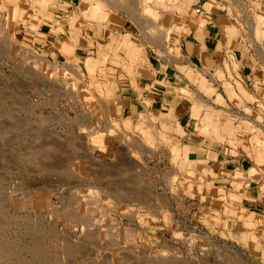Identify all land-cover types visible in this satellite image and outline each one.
Wrapping results in <instances>:
<instances>
[{
	"label": "rangeland",
	"instance_id": "374dc122",
	"mask_svg": "<svg viewBox=\"0 0 264 264\" xmlns=\"http://www.w3.org/2000/svg\"><path fill=\"white\" fill-rule=\"evenodd\" d=\"M129 1L133 10L139 6L133 12L136 18L140 13V19L129 16L123 5H104L106 22L92 23L82 12L88 0H56L49 5V20L40 23L35 35L37 22L25 18L31 2L20 0L13 26H5L0 11V264H264V207L254 199L242 200L229 182L227 190L219 180L211 183L186 171L171 136L164 139L160 134L164 130L159 118L168 108L151 111L137 92L143 86L128 66L126 48L131 41L123 40L117 50L114 21L122 19L119 12L127 17L125 26L128 22L140 32L141 40H131L141 49V44L157 46L160 53L164 45L147 41L141 1ZM166 1L171 14L179 12L166 24L174 30L164 42L171 53L177 41L173 37L182 30L176 22L185 10L176 0ZM227 1L233 16L241 7ZM245 2L252 3L254 11L264 10L262 0ZM25 20L26 26H20ZM58 26L60 31L51 30ZM11 31L20 33V40L5 42L2 36ZM252 35L261 38L260 32ZM52 65L64 71L55 76ZM116 66L131 73L133 87L123 86ZM87 78L94 85L85 83ZM123 92H137L139 113L122 112ZM194 105L199 106V116L203 106ZM145 118L146 123L154 120L149 122L156 133L152 141H146L139 129L127 128L126 121ZM262 160H255V172L248 170L249 180L264 171ZM250 163L247 158L241 169ZM223 194L230 195L231 206Z\"/></svg>",
	"mask_w": 264,
	"mask_h": 264
},
{
	"label": "crops",
	"instance_id": "0c3cea01",
	"mask_svg": "<svg viewBox=\"0 0 264 264\" xmlns=\"http://www.w3.org/2000/svg\"><path fill=\"white\" fill-rule=\"evenodd\" d=\"M156 1L168 6L166 0ZM262 2L264 3V0ZM176 6L185 12L180 15V21L176 22L181 24L182 30L178 36L173 37L177 41L172 42L171 53L167 51V48H170L168 46L162 47L159 53L156 46L143 47L141 44L143 48L141 57L138 64L132 67L137 80L149 85L150 90L146 92L144 100L150 101V110L158 113L162 112L163 105L168 108V114L161 116L158 124L164 131L166 127L170 129L166 133L171 136V144L178 151V162L186 171H192L211 183L219 180L220 186L227 190L229 188L225 184L229 182L230 188L233 189L234 186L242 200L251 198L260 203L259 206L264 207V171L256 174L253 180L247 177L250 167L259 168L254 158L259 161V156L255 154L264 148L262 21H254L256 23L254 25L262 34L258 39L260 42L253 38L243 10L238 9L234 11L233 17L230 16L233 9L229 7L227 0H176ZM251 11L254 16L260 15L256 17L263 19L264 10ZM119 14L122 19L116 18L114 21L115 32L119 34L117 50L123 40H141L139 31H134L128 22L125 26L123 20L127 19L125 14L123 12ZM178 14L179 12L173 11L170 15L171 18L173 16L177 18ZM175 26L177 27L175 31H179L178 26ZM125 33H130L129 39ZM115 69L122 72L120 81H123V86L133 87V76L127 71L125 73L120 66H116ZM175 90L177 95L173 93ZM124 92L121 94L122 112L137 113V103L140 102L137 92L129 93L127 96L123 95ZM197 102L203 107L197 118L198 127L193 130L194 117L189 115V111ZM200 120L207 121V130L203 129V122ZM177 138L178 141L175 140ZM246 147H251V150L247 151ZM247 158L251 163L242 170L241 167L244 166L242 163ZM231 164L234 167H231ZM252 181L256 182L255 185L247 187L246 183ZM223 196L225 203L231 206L228 194Z\"/></svg>",
	"mask_w": 264,
	"mask_h": 264
},
{
	"label": "bare ground",
	"instance_id": "6f19581e",
	"mask_svg": "<svg viewBox=\"0 0 264 264\" xmlns=\"http://www.w3.org/2000/svg\"><path fill=\"white\" fill-rule=\"evenodd\" d=\"M52 0H26V2H31V5L29 6V10H28V13L26 12V14L25 15H27L25 18H27L26 20L28 21V20H31V21H35V22H37V23H35L36 24V28H35V30H33V33H34V35H35V32H38V31H40V29H38L39 27H40V23H42V22H47V20H49V5L51 6V3H54V2H51ZM132 1V0H131ZM138 1V0H137ZM141 1V3H139V4H141V6L143 7V13L142 14H145L146 16H147V18H146V16L144 17V19H145V21H144V19H143V22L145 23L144 24V30H146V28H147V31H145L146 32V35L144 36L146 39H148L147 41H150L151 40V42H153V41H159L160 43H162V45H164V47L165 46H168L169 47V45L167 44V43H164L165 42V40H168V38H169V36H170V31L171 30H173V26L172 25H170V26H167L166 24H167V22H169L170 21V18H171V12H169V10H168V6H166V5H161L159 2H157L156 0H140ZM232 2H234L235 3V1L238 3V7L240 6V7H242L243 9H244V12H245V19L247 20V22H248V24H249V26H250V28H251V30L254 32V33H258V32H260L259 31V29L255 26V25H253L254 24V21H257V20H261L262 21V23L264 24V19H259L258 17H256V16H254L253 14H252V11H251V9L252 8H250L249 7V5L248 4H246V2H245V0H231ZM25 2V1H24ZM133 2H135V1H133ZM236 3V4H237ZM55 4H56V2H55ZM94 4V1L93 0H88V2H86L85 3V8H84V10L82 11L83 12V14H85L87 17H88V19L92 22V23H96V22H102V21H105V19H106V13H105V9H104V5H108V6H112V7H114V9L115 8H117V7H119V6H121V5H123L124 7L123 8H125L124 10H127V11H129V12H127V13H129V14H131V15H129V16H132V15H134V17H135V15L136 14H134V10H136L135 8H134V10H133V6L131 5L132 3H130V1L129 0H101V2L100 1H97V2H95V4L96 5H93ZM134 4V3H133ZM27 5V4H26ZM53 5V4H52ZM126 5V6H125ZM136 5V4H135ZM19 6H20V0H0V11L2 10V12H1V14L3 15L2 17L4 18V23H5V26H6V24H11V26H13V23H14V21H16V15H17V12H18V9H19ZM81 6V5H80ZM132 6V7H131ZM76 7V6H75ZM78 7V6H77ZM129 8L130 10H128V9H126V8ZM106 8V7H105ZM132 8V9H131ZM241 8V9H242ZM110 11V10H109ZM115 11V10H114ZM136 12H138V10L136 11ZM25 13V12H24ZM33 14H36L37 15V17L38 18H34L33 17ZM140 14V13H139ZM139 14H138V17L136 18L137 20H138V18L140 19V17H139ZM24 15V16H25ZM128 16V17H129ZM133 17V16H132ZM231 17H233V16H231ZM244 17V16H243ZM131 18V17H130ZM143 18V17H142ZM50 19H52V17L50 18ZM134 19V18H133ZM25 20V22L24 21H21V22H19V25L20 26H26V23H27V21ZM142 20V19H141ZM158 20H161L160 22H162L160 25H158ZM234 21H235V19H234ZM106 22V21H105ZM131 22H132V20H131ZM138 22H141V21H138ZM165 22V23H164ZM1 23V22H0ZM74 23V22H73ZM246 23V22H245ZM140 24V23H139ZM168 24H170V23H168ZM32 25V24H31ZM137 25H138V23H137ZM141 25V24H140ZM160 26V27H158V26ZM239 25V24H238ZM24 26V27H25ZM239 26H241V25H239ZM60 27L61 26H58V28L57 29H52L51 28V30L52 31H54V32H58V31H60ZM1 28H2V25H1ZM31 28V27H30ZM232 28V27H231ZM241 28V27H240ZM5 29V28H4ZM243 29V28H242ZM2 30H3V28H2ZM1 29H0V31L1 32H3ZM12 30V29H11ZM76 30V29H75ZM98 30V29H97ZM14 31V30H13ZM99 31V30H98ZM142 31V30H141ZM174 31V30H173ZM234 31V30H233ZM232 31V32H233ZM12 32V31H11ZM230 32H231V30H230ZM252 32V33H253ZM261 33V32H260ZM6 34V33H5ZM4 34V35H5ZM20 33H14V32H12V33H9V34H6V36H2V37H4V41L6 42V38L7 39H18V40H20ZM33 35V36H34ZM245 35H247V34H245ZM262 35V34H261ZM253 36V35H252ZM242 37V36H241ZM26 38L27 37H25V35L22 37V42L24 41V42H26L25 40H26ZM163 40V41H162ZM3 41V42H4ZM28 41V40H27ZM32 41V40H31ZM255 41V40H254ZM4 42V43H5ZM21 42V41H20ZM69 42V41H68ZM67 42V43H68ZM154 42V43H155ZM257 42V41H256ZM2 43V41H0V44ZM32 43V42H31ZM70 43V42H69ZM72 43V42H71ZM150 43V42H149ZM253 43H255V42H253ZM258 43V42H257ZM7 44H9V43H6V46H8ZM25 44V43H24ZM256 44V43H255ZM254 44V45H255ZM27 44H25V46H26ZM238 45V44H237ZM257 45V44H256ZM255 45V46H256ZM2 46H4V44L2 45ZM67 46V45H66ZM65 46V47H66ZM64 47V48H65ZM157 47V46H156ZM26 48V47H25ZM30 47H28V49H29ZM63 48V47H62ZM63 48V49H64ZM68 48H71V47H68ZM7 49V48H6ZM75 50V49H74ZM126 50H127V52L129 53L128 54V56H127V59L129 60V63H128V66H131L132 65V67H133V64H135L136 62H137V60L141 57V54H142V49H141V46H139L138 44H136L135 42H133V41H131L130 43H128V46H127V48H126ZM256 51V50H255ZM65 52V51H64ZM67 52V51H66ZM32 53H34V51H32ZM126 54V53H125ZM42 55V54H41ZM124 56H126V55H124ZM74 58V57H73ZM75 59H77V58H75ZM120 57H119V59H117V60H119L120 61ZM43 60V59H42ZM79 60V59H78ZM66 62H67V60H66ZM72 62V61H71ZM120 62H122V61H120ZM70 63V62H69ZM122 64V63H121ZM124 65V64H123ZM122 65V66H123ZM96 66H98V65H96ZM125 66V65H124ZM52 67H53V71H54V75H55V72H56V74L58 73V72H60L61 71V73L64 71L63 70V68H61V69H58V67H57V65H52ZM78 67V66H77ZM99 67V66H98ZM97 67V68H98ZM126 67V66H125ZM124 67V69H126L127 70V68H125ZM70 68V67H69ZM72 68H73V66H72ZM100 68V67H99ZM98 68V69H99ZM80 69V68H79ZM73 70V69H72ZM100 70H102L101 68H100ZM205 70V69H204ZM75 71V70H74ZM104 71V70H103ZM113 71V70H112ZM217 71V70H216ZM77 72V71H76ZM133 72V71H132ZM52 73V72H51ZM84 73V72H83ZM77 74H79L80 75V72L79 73H77ZM129 74H131V73H129ZM128 74V75H129ZM133 74V73H132ZM75 75H76V73H75ZM197 75V74H196ZM199 75V74H198ZM51 76H53V75H51ZM56 76V75H55ZM88 76V75H87ZM135 76V75H134ZM60 77V76H59ZM54 78H56V77H54ZM81 78V75L79 76V78L78 79H80ZM85 78V77H84ZM135 78V77H134ZM197 78V77H196ZM72 80H73V78H72ZM71 80V81H72ZM75 80H77V77H76V79ZM85 80H86V78H85ZM196 80V79H195ZM153 81V80H152ZM74 82V81H73ZM72 82V83H73ZM76 82V81H75ZM75 82H74V84H75ZM80 82V81H79ZM88 83V84H93V81H92V83L91 82H89V79L87 78V81H85V83ZM141 83H142V86L143 87H141L142 88V90H139V91H141V92H139V91H137L138 90V88H137V90H135V91H137L139 94H141V96L143 97V98H145V94H146V92L148 91V89H149V85L148 84H146L145 82H142L141 81ZM73 84V85H74ZM107 84V83H106ZM94 85V84H93ZM75 86V85H74ZM97 86V85H96ZM137 86V85H136ZM87 88V87H86ZM150 90V89H149ZM91 91V90H90ZM197 91V90H196ZM147 98V97H146ZM200 99V98H199ZM82 100V99H81ZM201 100V99H200ZM86 102V101H85ZM102 103V102H101ZM145 103H148L147 105H149V103H150V101H148L147 99H146V102ZM197 104V103H196ZM199 104V103H198ZM146 105V104H145ZM164 106V105H163ZM146 106H144V108H145ZM164 107H166V105L164 106ZM191 108V110L189 111V115H191L192 113H194V115L193 116H195L196 118H198V116H196L197 115V110L199 109V106H197V105H193L192 107H190ZM103 109V108H102ZM164 109V108H163ZM162 109V110H163ZM97 110V109H96ZM147 110V109H146ZM145 110V111H146ZM201 110V109H200ZM199 110V111H200ZM212 111V110H211ZM99 112H100V110H99ZM98 112V113H99ZM139 113V112H138ZM144 114V113H143ZM141 117H143L144 118V116H142L141 114H139ZM203 115V114H202ZM240 115V114H239ZM97 117H98V115H97ZM153 117V119L154 118H156L157 116H152ZM202 117V116H201ZM205 117V116H204ZM208 117V116H207ZM156 119H158V117L156 118ZM99 120V119H98ZM115 120V119H114ZM126 120V119H125ZM125 120H124V122H125ZM142 121L141 122H137V123H132V122H130L129 120L128 121H126L127 123V125H128V127L127 128H133V129H135V128H137V129H139V131L141 132V133H143L142 135L143 136H145V139H146V141H152L153 139H154V134H156L150 127H149V122L148 123H146L147 121H146V118H145V120H143V119H141ZM197 121V119H194L193 121ZM154 121V120H153ZM153 121H151L150 123L152 124V122ZM196 121L194 122V123H192V125L194 126H198V123L196 124ZM198 122V121H197ZM200 122H203L202 124H203V127H205V128H207L206 126H207V121H203V120H200ZM199 122V123H200ZM112 123V122H111ZM115 123H117V122H115ZM249 124V123H248ZM211 125V124H210ZM213 125V124H212ZM215 125V124H214ZM116 126V125H115ZM246 126V125H245ZM126 127V126H125ZM126 128V129H127ZM195 128V127H194ZM249 128V127H248ZM128 129V130H129ZM256 129V128H255ZM122 130V129H121ZM130 132H131V130H129ZM138 131V130H137ZM159 132V131H158ZM132 133V132H131ZM89 134H90V132H88V135L87 134H85V137L87 138L88 136H89ZM160 134H162V136L164 137V139H170V138H168V137H170V135L169 134H167L166 133V131H161L160 132ZM124 135V134H123ZM132 135V134H131ZM235 135V134H234ZM125 136V135H124ZM132 136H134V135H132ZM132 136H130V137H132ZM140 136V135H139ZM126 137H127V135H126ZM140 138H141V136H140ZM144 138V137H143ZM138 139H139V137H138ZM142 139V138H141ZM164 139H162V140H164ZM251 139V138H250ZM249 139V140H250ZM131 140V139H130ZM130 140H129V142H130ZM135 141H136V139H134ZM161 140V139H160ZM161 140V141H162ZM155 141V140H154ZM138 142V141H137ZM140 142H142L143 143V148H147V149H150V146H148L147 144H145L146 142H143L142 140H140ZM135 143V142H134ZM141 143V144H142ZM167 143V142H166ZM256 143H258V142H256ZM137 144V143H136ZM131 145V144H130ZM138 145V144H137ZM132 146V145H131ZM141 146V145H140ZM161 146V145H160ZM256 146V145H255ZM132 147H135V146H132ZM84 148V147H83ZM136 148V147H135ZM158 148V147H157ZM242 148H243V146H242ZM247 148L249 149V150H251V147H246V150H247ZM253 148V147H252ZM129 149H131V148H129ZM134 149V148H133ZM138 149V148H137ZM137 149H135V150H137ZM255 149V148H254ZM258 149V148H257ZM260 149V148H259ZM262 149V148H261ZM260 149V150H261ZM248 150V151H249ZM130 152H131V150H129ZM150 151V150H149ZM258 151V150H257ZM256 151V152H257ZM252 152V151H251ZM255 152V151H254ZM255 152V153H256ZM136 153V152H135ZM135 153H134V155H135ZM89 155H90V153H88ZM133 154V153H132ZM250 153H248V155H249ZM255 155H258L259 156V158H260V160H262V156H260V155H263L264 156V148H263V151L261 150V151H258L257 152V154H255ZM254 155V156H255ZM136 156H138V155H136ZM249 157H251V156H249ZM256 160V157L254 158V161ZM264 160V159H263ZM262 160V161H263ZM261 161V162H262ZM129 163H131V162H129ZM133 163H135V162H133ZM137 163V162H136ZM140 163V162H139ZM263 163V162H262ZM132 164V163H131ZM141 164V163H140ZM139 164V165H140ZM141 165H143V164H141ZM253 169V168H252ZM252 169H250V173L251 172H255V171H253ZM192 172V171H191ZM248 175H249V173H248ZM187 177H189V178H191V176H187ZM193 177V176H192ZM134 178V177H133ZM189 178H186L187 179V181L188 180H190ZM191 179H193V178H191ZM257 180V179H256ZM167 181V180H166ZM203 181V180H202ZM143 183V182H142ZM187 183V182H186ZM185 183V184H186ZM188 183H190V182H188ZM188 183H187V185H188ZM264 184V183H263ZM191 185V184H190ZM264 186V185H263ZM208 187V186H207ZM189 188V187H188ZM178 193V192H177ZM237 193V192H236ZM124 196H125V194H124ZM230 196V195H229ZM118 197V196H117ZM251 199V198H250ZM252 201H253V199H252ZM230 205V204H229ZM165 206V205H164ZM226 206V205H225ZM226 208V207H225ZM227 208H228V206H227ZM251 212V211H250ZM259 212H261V211H259ZM252 213V212H251ZM250 214V213H249ZM250 216L251 215H249V219H250ZM262 220V219H261ZM71 248V247H70ZM37 253V252H36ZM2 254V253H1ZM8 257V256H7ZM2 258V257H1ZM5 262V261H4ZM3 263V262H2Z\"/></svg>",
	"mask_w": 264,
	"mask_h": 264
}]
</instances>
